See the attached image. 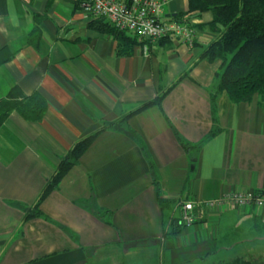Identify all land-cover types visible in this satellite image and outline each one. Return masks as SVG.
Here are the masks:
<instances>
[{
	"label": "crops",
	"instance_id": "crops-1",
	"mask_svg": "<svg viewBox=\"0 0 264 264\" xmlns=\"http://www.w3.org/2000/svg\"><path fill=\"white\" fill-rule=\"evenodd\" d=\"M187 10L188 0H164L158 17L190 18L192 47L119 40L91 27L76 0H0V98L15 89L46 103L39 120L11 111L0 125V264L264 260V211L205 205L264 190V96L217 91L221 61L202 57L217 37L204 26L212 15ZM88 136L40 200L42 216L26 219ZM184 200L195 202L189 228Z\"/></svg>",
	"mask_w": 264,
	"mask_h": 264
},
{
	"label": "trees",
	"instance_id": "trees-1",
	"mask_svg": "<svg viewBox=\"0 0 264 264\" xmlns=\"http://www.w3.org/2000/svg\"><path fill=\"white\" fill-rule=\"evenodd\" d=\"M76 4H78L76 0ZM210 12L212 18L204 24L213 33L217 34L203 51L202 57L208 61L220 60L217 91H223L233 102H247L254 95L264 96V0H188V10L185 15ZM177 15L172 19L181 18ZM100 31L112 33L116 38L126 41L129 33L114 29L108 22L97 18L90 24ZM197 30V27L194 25ZM133 39L136 36L131 35ZM171 43L168 39H162ZM150 44L151 41L140 40ZM123 51L127 52L128 48ZM1 54V52H0ZM159 100V99H158ZM145 107V106H144ZM46 109L44 99L38 94L25 96L13 89L5 98H0V125L11 111H16L22 117L30 120H39ZM125 117L113 122L125 125ZM217 133L212 128L208 137ZM93 136H88L74 145L61 158L54 174L47 181L40 199L32 209L26 212L25 218L42 216L39 210L40 200L58 188V184L66 171L79 162ZM189 150L191 145L183 144ZM236 262L234 264H240Z\"/></svg>",
	"mask_w": 264,
	"mask_h": 264
},
{
	"label": "built area",
	"instance_id": "built-area-1",
	"mask_svg": "<svg viewBox=\"0 0 264 264\" xmlns=\"http://www.w3.org/2000/svg\"><path fill=\"white\" fill-rule=\"evenodd\" d=\"M86 18L103 19L114 29L127 32L139 40L158 41L168 39L192 47L196 29L188 17L160 19L164 0H77ZM232 204L235 208L245 205L264 211V190L234 191L218 199L205 202L208 207ZM195 202H180V218L184 227L193 225Z\"/></svg>",
	"mask_w": 264,
	"mask_h": 264
},
{
	"label": "rangeland",
	"instance_id": "rangeland-1",
	"mask_svg": "<svg viewBox=\"0 0 264 264\" xmlns=\"http://www.w3.org/2000/svg\"><path fill=\"white\" fill-rule=\"evenodd\" d=\"M240 264H264V260H262V261L242 262Z\"/></svg>",
	"mask_w": 264,
	"mask_h": 264
}]
</instances>
